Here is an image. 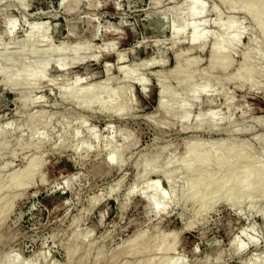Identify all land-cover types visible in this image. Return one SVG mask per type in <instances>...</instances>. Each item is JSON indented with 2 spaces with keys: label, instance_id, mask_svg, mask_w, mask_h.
I'll return each mask as SVG.
<instances>
[{
  "label": "rangeland",
  "instance_id": "rangeland-1",
  "mask_svg": "<svg viewBox=\"0 0 264 264\" xmlns=\"http://www.w3.org/2000/svg\"><path fill=\"white\" fill-rule=\"evenodd\" d=\"M186 1L76 0L70 12L62 0H0V66L28 64L39 54L37 71L48 68L42 82L22 85L13 86L12 70L9 79L0 75V132L6 135L0 147V264L37 256L39 264H264V38L254 21L264 3L253 0L247 15L218 0H198L206 5L203 32L216 31L221 14V23L238 19L246 28L223 69L211 68L212 39L204 49L192 48L187 29L174 40L171 12ZM12 21H18L15 38L7 26ZM46 21L47 40L26 44L34 25ZM65 47L72 51L63 53ZM48 50L61 51L59 59H44ZM248 51L257 53L251 60L257 72L242 75ZM72 53L86 62L60 72ZM126 65L135 69L127 82L119 71ZM190 73L192 82L173 79ZM82 76L87 81L77 85ZM141 76L148 80L145 89L135 83ZM160 77L175 90L165 97L177 105L173 109L192 86L206 89L210 82L186 124L180 110L167 115L160 107ZM82 85L113 92L89 108L62 95ZM120 99L123 112L102 108ZM210 110L217 122L209 118L199 128L196 122ZM168 173L171 185L164 181ZM146 176L161 179L168 193L159 212L139 195ZM235 238L247 245L239 253L231 246Z\"/></svg>",
  "mask_w": 264,
  "mask_h": 264
},
{
  "label": "bare ground",
  "instance_id": "bare-ground-1",
  "mask_svg": "<svg viewBox=\"0 0 264 264\" xmlns=\"http://www.w3.org/2000/svg\"><path fill=\"white\" fill-rule=\"evenodd\" d=\"M155 1H157L156 3H158L157 5H159V3H161L163 0H155ZM167 1V0H166ZM168 1H171L172 2V0H168ZM182 1V0H181ZM185 1V0H184ZM204 1V0H203ZM219 2H221L222 4H224V5H226L227 7H226V9L228 8L229 10H231V11H244L247 15H248V13H249V11L250 10H252V8H253V6H252V1L253 0H250V1H245V0H218ZM254 1H258V2H262V3H264V0H254ZM62 2H63V5L71 12L74 8H75V5H76V3L78 2H76V0L75 1H72L73 3L72 4H70V3H68V0H62ZM173 2H174V0H173ZM180 2V1H179ZM178 2V3H179ZM245 2V5L243 6L242 5V7H240L239 8V4L240 3H244ZM163 3V2H162ZM183 3V2H182ZM180 4V3H179ZM156 5V4H155ZM182 5V4H181ZM173 6H176V5H173ZM179 6V5H178ZM181 7V6H180ZM180 7H177V9H180V11L179 10H177V11H179V12H175V13H173L175 10V8L174 9H172V11L173 12H171V16H172V20H171V29H172V34H173V37H174V40L176 41V40H178L179 38H181V36L182 35H184L185 34V31L188 29V30H190L191 32H190V36H189V45L192 47V48H200V49H204L205 48V45H207V42L210 40V39H212L211 40V42H213V45H211L212 46V55H211V58H210V64H211V68H215V67H217V66H222V68L223 69H227L229 66H230V60H229V58H227V56L228 55H230V53H231V50L233 49V47H235L237 44H238V42H240V40L242 39V37L244 36V33H245V30H246V28H245V30H244V26H242V24L240 23V21L237 19H234L231 23H229V24H224L225 22H223V23H221V21H222V14L221 15H218L217 16V18L215 19V22H214V29L216 30V31H206V32H203L202 31V27L201 26H204V25H206V23L204 24V22H205V19H204V17H202L203 15H204V13H205V11H206V5H205V3L203 2H200V1H198V0H187L186 2H184L183 3V7L182 8H180ZM173 8V7H172ZM214 9H216V8H214ZM218 9V8H217ZM169 10H171V9H169ZM168 10V11H169ZM214 11H217V13H218V10H214ZM264 11V10H263ZM263 11L260 13V15L259 16H257V18L254 20L256 23H257V26L259 27V32H260V36L261 37H263L264 38V16H263ZM228 12V11H227ZM165 13H167V11L165 12ZM239 13V12H238ZM219 14V13H218ZM168 16V15H167ZM170 16V17H171ZM231 19H233V18H231ZM245 19V18H244ZM208 20V19H207ZM206 20V21H207ZM214 21V20H213ZM253 21V22H254ZM18 21H12V22H7V26H8V28H9V30H10V35L11 36H13L15 33H16V28H17V26H18V23H17ZM208 22V21H207ZM251 23V22H250ZM204 24V25H203ZM208 24V23H207ZM259 24V25H258ZM254 26V25H253ZM200 28H202V29H200ZM211 28V27H210ZM213 28V27H212ZM211 28V29H212ZM206 29H209V28H206ZM246 32H249V31H246ZM50 33H51V25L49 24V22L48 21H46L45 23H43V24H41V23H38V24H36V25H34V27L31 29V31H30V34H29V36H28V38H26V44H28L29 43V45L31 46V43L32 44H34V43H37V42H40V41H46L47 39L46 38H48L49 36H50ZM73 34V33H72ZM257 35H259V34H257ZM14 37V36H13ZM258 37V36H257ZM15 38V37H14ZM260 38V37H259ZM254 39V38H253ZM50 40V39H49ZM48 40V41H49ZM264 40V39H263ZM257 40H255L254 41V43L256 42ZM259 41V40H258ZM257 41V42H258ZM256 42V43H257ZM25 43V42H24ZM239 45V44H238ZM256 45V44H255ZM34 46V45H33ZM25 47H27V46H25ZM29 48V47H28ZM237 48V47H236ZM254 48V47H253ZM235 49V48H234ZM263 49V48H262ZM29 50V49H28ZM54 50V49H53ZM255 50V48L253 49V51H251V53L252 52H255L256 50H257V48H256V50ZM57 50H55V51H52V50H48V52H47V54H48V56H46V58H44V59H46V60H49V61H52V59L54 60V61H57L59 58H56L57 57V55L59 54L58 52H61V51H57ZM68 51H72V50H70V48H68V47H65V48H63V50H62V52L63 53H68ZM247 51V50H246ZM232 52H233V50H232ZM257 52V51H256ZM251 53H249V51L248 52H246L244 55H243V57H244V63H243V66L241 67V69H242V75H244L245 73H246V71L247 72H249V73H256L257 72V70H256V67L252 64V62H251V60L254 58V56L257 54H251ZM65 54H63V55H65ZM72 54H74V53H72ZM62 55V56H63ZM75 56L74 57H72L71 58V60L70 61H68V56H64L65 58H67V60H66V62H65V64L64 63H62V64H60L59 66H58V69H59V71L60 72H66L67 70H69L70 68H72L75 64H82V63H85L86 62V60H84V59H80V60H77V59H75L76 58V54H74ZM220 55H224V56H226L225 58H224V61L221 63V64H218L217 63V61H216V59H217V57L218 56H220ZM252 55H254L253 56V58H252ZM262 56V55H261ZM125 57H127V56H125ZM100 58L101 57H98V60L100 61ZM257 58V57H256ZM261 59H262V57H260ZM34 60H31V62L30 63H28V64H24V63H18V64H16L15 63V61H12V62H14L15 64H12V65H1L0 66V75H3L2 77H4L5 76V78L6 77H8V79L10 78L9 76H8V72H10V70H12V71H14V75L16 76V78H15V80L13 81V86H15L14 85V82H15V84L17 85H22L23 83H28V82H30L31 80H35L36 82H42L45 78H46V71L48 70V68L47 67H45L46 69H42L41 71H37V67H38V65H39V63H40V61L43 59L42 57H41V55H39V54H36V56H35V58H33ZM121 59H124V58H122V56H121ZM121 59H119L120 60V62H122L123 60H121ZM126 59V58H125ZM97 60V61H98ZM19 61V60H18ZM262 61V60H261ZM148 62V61H147ZM263 62H264V58H263ZM124 63H126V61H124ZM149 63V62H148ZM148 63H146V64H148ZM152 64V62L150 63V65ZM191 64V63H190ZM142 65H144V66H146L145 64H142ZM189 65V64H188ZM136 67H137V64L135 65ZM135 66H133V67H135ZM139 66V65H138ZM177 66L179 67V68H181L182 67V63L179 61L178 62V64H177ZM190 66V65H189ZM192 66V65H191ZM190 66V67H191ZM140 67V66H139ZM142 68H143V66H141ZM129 67L126 65V66H124L123 68H120V72H121V78L125 81V82H127L128 81V79H131L132 80V76H131V70H135V69H133L132 67H130V68H132V69H128ZM138 68V67H137ZM141 68V69H142ZM145 68V67H144ZM187 69H188V67H187ZM240 69V70H241ZM131 72H130V71ZM138 71V70H137ZM136 71V72H137ZM139 72V71H138ZM137 72V73H138ZM194 72V71H193ZM261 72V71H260ZM11 73V72H10ZM172 73H174V72H172ZM12 74V73H11ZM134 74H135V72H134ZM193 74L194 73H190V74H188V76H185V78L184 79H182V77H180V75H177V74H174V77L175 78H173V79H175V80H177L176 82H178V84H181V83H183V80H187V81H189V82H192L191 81V79L193 78V79H195V77H193ZM233 75H235V74H233ZM204 77H205V75H203ZM203 76H201V77H203ZM241 76V75H240ZM12 77V76H11ZM61 77V76H60ZM142 77V76H141ZM171 78H172V75L170 76ZM229 77V76H228ZM234 77V76H233ZM55 78V77H54ZM161 78V77H160ZM159 78V79H160ZM164 78H165V76H164ZM164 78H161V80H160V82L162 83V85H163V87L161 88V91H160V95H161V97H160V107H163V109L165 108L166 109V114L168 115V114H170V113H173V112H178L179 110L181 111V114L179 115V117L181 118V120L182 121H184V124H186L185 122H188V120H189V118H191V115H190V113H191V109H192V107L195 105V103L196 102H198V99H199V97H200V94L201 93H207V91H208V88H210V90H211V87H210V82L207 80V88L206 89H198V84L196 85V86H192L191 87V89L189 90V92L191 93L190 95H188L186 98H188V99H186L185 101H183L182 103H179L180 105L177 107L178 109H173V108H171L170 106H173V105H176V104H173V105H171L170 103L171 102H166V99L167 98H165L166 97V95H168L169 94V92L170 93H174V92H172V91H175L173 88H171V87H166L163 83V81L162 80H164ZM216 78V77H215ZM226 78V77H225ZM232 78V77H231ZM2 79V78H1ZM53 79V78H52ZM52 79H50V81L52 80ZM87 79H88V77H84V76H82V77H80L79 78V80H77L76 79V84L77 85H80V84H83L84 82H86L87 81ZM111 79L112 78H110L109 80H108V82L109 81H111ZM204 80H205V78H203ZM202 79V80H203ZM230 79V78H229ZM229 79H227V80H229ZM57 80V79H56ZM199 80H200V77H199ZM231 80V79H230ZM238 80H240V79H238ZM107 81V80H106ZM105 81V82H106ZM114 81V80H113ZM148 80L145 78V77H142V78H140L137 82H135L138 86H140V88L142 89V87H143V89H145V86H146V82H147ZM197 81H198V79H197ZM216 81H217V79H216ZM224 81V80H223ZM233 81H235V80H233ZM232 81V82H233ZM107 82V83H108ZM227 82V81H226ZM54 83V85L55 84H57V82L55 83V82H53ZM236 83H238L237 81H236ZM243 83H244V81H243ZM48 84H50L49 82H48ZM47 84V85H48ZM51 84H52V82H51ZM101 83H99L98 85H97V88H99L100 86H102V85H100ZM103 84V83H102ZM110 84H112V83H110ZM110 84L108 85V86H110ZM129 84V83H128ZM242 84V83H241ZM41 85V84H40ZM44 85V84H43ZM177 85V84H176ZM191 85V84H190ZM236 85H238V84H236ZM56 86V85H55ZM73 86H75V83L73 84ZM72 86V87H73ZM83 86V85H82ZM105 86H106V83H105ZM173 86V85H172ZM238 86H241L240 85V83H239V85ZM62 87V86H61ZM71 87V88H72ZM85 86H83V87H78V88H80L78 91H77V88H74V90H72V92L70 93L69 92V90H67V91H64L63 93H62V95L65 97V98H72V99H74V100H72V102L73 101H75L76 102V104H78V105H80V107H82L83 105L84 106H86V107H91V103H100L101 102V99H103L102 98V96L103 95H108V97H109V95H111L112 94V92H113V89L111 90L110 89V87L107 89V88H103L104 90H100V89H98V91H93V89L92 88H94V87H92V88H84ZM213 87V86H212ZM95 88H96V86H95ZM217 88V86L215 87V89ZM66 89V88H65ZM70 89V88H69ZM75 89H76V92H75ZM215 89H214V93H216L215 92ZM73 92H75V93H73ZM211 92V91H210ZM210 92H208V93H210ZM115 93V92H114ZM212 94H214L213 92H211ZM122 94H123V92H122ZM125 94V93H124ZM123 94V95H124ZM60 96H61V94H60ZM227 96V95H226ZM111 97V96H110ZM36 98V97H35ZM115 98V97H114ZM107 99V98H106ZM110 101H112V99L111 98H108ZM175 99V98H174ZM173 99V100H174ZM70 100V99H69ZM172 100V101H173ZM227 100H228V98H227ZM104 101V100H103ZM178 101V100H177ZM228 101H230V100H228ZM113 102H115V101H113ZM92 104V105H95V104ZM112 102H110V104H111ZM168 103V104H167ZM178 103V102H177ZM75 104V103H74ZM29 105V104H28ZM77 105V106H78ZM226 105H227V103H226ZM23 106V105H22ZM77 106H75V107H77ZM177 106V105H176ZM85 107V108H86ZM88 107V108H89ZM123 107H124V104H123V102H122V100L120 99V101L118 102V104H116L115 106H112V107H107L105 104H103V106H102V108H104V110L106 109L107 110V108H109V109H111V111H113V110H115V111H120V112H118V113H121V112H123ZM99 110H101V107H100V109ZM122 110V111H121ZM228 111V110H227ZM116 112V113H117ZM193 113V112H192ZM217 113L214 111V110H210V111H208V113H203V114H201V116H200V119H198L199 120V122L197 121L196 122V124H198V127L200 128V127H202L203 128V125H204V123L205 122H208L209 121V118H210V120L211 119H213V121H214V119H216V115ZM174 115V114H173ZM171 116V115H170ZM225 117V116H224ZM175 118V117H174ZM156 119V118H155ZM155 119H153V120H155ZM224 119V118H223ZM222 118L220 119V120H223ZM31 120H33V119H31ZM81 120V119H80ZM79 120V121H80ZM218 120H219V118H218ZM220 120L218 121V122H220ZM260 120V122H262L263 120L262 119H258V121ZM81 121H83V120H81ZM213 121L211 122V123H213ZM177 122V121H176ZM181 122V121H180ZM214 122H217V121H214ZM223 122H224V120H223ZM183 123V122H182ZM84 124V123H83ZM215 124V123H214ZM228 125V124H227ZM167 126V125H166ZM212 126V125H211ZM10 127V126H9ZM169 127V126H168ZM195 128V127H194ZM198 128V129H199ZM209 128H210V126H209ZM209 128H206V129H209ZM212 128H214L213 126H212ZM196 129H197V127H196ZM35 132H37L36 133V135H40L39 136V140H41V142L42 141H44L45 140V137L44 136H46V135H42V133H40L39 134V132L38 131H35ZM34 134V133H33ZM63 136V135H62ZM76 136V135H75ZM6 135H5V132H0V147H5L6 146ZM31 137V136H30ZM36 137V136H35ZM77 137V136H76ZM75 137V138H76ZM94 137V136H93ZM62 139H63V137H61ZM37 140V139H36ZM60 140V139H59ZM47 141V140H46ZM90 142V141H89ZM35 143H36V141H35ZM35 143H32V144H28L29 146H32V145H34L35 146ZM86 143V142H85ZM88 144V143H87ZM8 145V144H7ZM90 145V144H89ZM89 145L87 146V147H89ZM40 146V145H39ZM197 146V144H196V142H195V145H194V147H196ZM199 146H200V144H199ZM33 147V146H32ZM39 148V147H38ZM92 148V147H91ZM116 150V149H115ZM110 159V158H109ZM165 159H167L166 157H165ZM254 159V158H253ZM112 160V159H111ZM150 160V159H149ZM160 160V159H159ZM143 161V160H142ZM141 161V162H142ZM151 161V160H150ZM150 161H149V163H150ZM197 161H199V158L197 159ZM112 162H114V161H112ZM154 162V161H153ZM156 162V161H155ZM167 162V161H166ZM144 163V164H143ZM143 163H137V165L138 166H140V164L142 165H146L147 164V162L145 163V162H143ZM148 163V164H149ZM147 164V165H148ZM152 164V163H151ZM150 164V165H151ZM146 165V166H147ZM149 165V166H150ZM165 165H167V163L165 164ZM169 165H170V163H169ZM159 167H160V165H158ZM195 167H193L192 166V168L190 169V171L191 170H193V169H195L196 168V160H195V165H194ZM153 167H154V163H153ZM158 167V168H159ZM157 167H155V170H157L156 169ZM164 168H167L166 166L164 167ZM33 166L32 165H28L27 167H26V169H25V172H27V174H31L32 172H33ZM146 169V168H145ZM180 169V168H179ZM147 170V169H146ZM153 170V169H152ZM163 170V169H162ZM171 172V171H170ZM176 173V172H175ZM148 174V173H147ZM147 174H145V175H147ZM173 175H175L174 173H173ZM1 179V178H0ZM2 181H3V179H1ZM171 180H172V175H170L169 173L166 175V177H165V182L167 183V185L169 184V185H171ZM1 181V182H2ZM6 180H4V182H5ZM262 183V182H261ZM1 185H3L2 183H0ZM8 184V183H7ZM6 183H5V185H7ZM2 187V186H1ZM116 187H118V186H115L114 188H116ZM140 187H141V184H140ZM140 187H138V188H140ZM137 188V189H138ZM136 189V190H137ZM116 190V189H115ZM131 191H132V189H131ZM134 191V190H133ZM127 193H130V192H127ZM133 193V192H132ZM135 194H136V192H135ZM167 192H166V189H163V188H161V179H157L156 181H152L151 179H150V176H146L145 178H144V180H143V185H142V187L140 188V193H139V195H141L142 197H144V198H146L151 204H152V206L159 212V210H161L163 207L162 206H164V204H165V202H166V200H167ZM132 195V194H131ZM169 196V195H168ZM169 199V198H168ZM168 202V201H167ZM164 203V204H163ZM12 204V203H11ZM163 204V205H162ZM123 206V205H122ZM104 218V217H103ZM79 226V225H78ZM75 238H77V237H75ZM86 239V238H85ZM77 240H79V239H77ZM254 240V239H253ZM253 240H251V242H253ZM256 240V239H255ZM84 241V240H83ZM256 242V241H255ZM254 242V243H255ZM156 246V245H155ZM231 246H233L235 249H236V251L238 252V251H240V250H243V249H245V247L247 246V245H245V243H243L242 241H240V239L239 238H235L234 240H232V242H231ZM71 247V246H70ZM78 247V246H77ZM77 247H75V248H73V249H75V250H72L73 251V253L76 251L77 252ZM154 247V246H153ZM160 249V248H159ZM71 251V252H72ZM152 251H153V249H152ZM78 253V252H77ZM235 253V252H234ZM239 253V252H238ZM74 255H76V254H74ZM33 258V260L31 259L30 261L29 260H27L26 259V261H27V263H22L21 261L19 262L18 260V263L16 262V260H14V259H11V258H9V259H6V262H5V264H39V260H40V258L37 256V257H32ZM70 259L72 260V258L70 257ZM152 259V258H151ZM82 261V260H81ZM80 261V262H81ZM148 261H150V259L148 260ZM173 261V260H172ZM2 264V263H1ZM171 264H175V263H171Z\"/></svg>",
  "mask_w": 264,
  "mask_h": 264
}]
</instances>
